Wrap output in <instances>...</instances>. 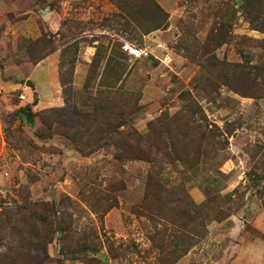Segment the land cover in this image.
<instances>
[{
    "label": "rangeland",
    "instance_id": "374dc122",
    "mask_svg": "<svg viewBox=\"0 0 264 264\" xmlns=\"http://www.w3.org/2000/svg\"><path fill=\"white\" fill-rule=\"evenodd\" d=\"M240 3L0 0V264H264L263 34Z\"/></svg>",
    "mask_w": 264,
    "mask_h": 264
},
{
    "label": "trees",
    "instance_id": "16d2710c",
    "mask_svg": "<svg viewBox=\"0 0 264 264\" xmlns=\"http://www.w3.org/2000/svg\"><path fill=\"white\" fill-rule=\"evenodd\" d=\"M240 6L243 9V11L245 12L244 17L247 19V22L252 27V29L257 31V32H259V33H261V34H263V39L261 41V47L264 49V0H241ZM36 44L38 45V47L40 49V55H38V57H36V59H34L33 62H34L35 65L37 63H39L41 60H43L46 55L49 54L48 53L49 51H45V52H43V51H44V48H46L47 45L53 44V41H52V39L49 41L45 37V35H42L41 37H39L38 39H36L34 41V45H36ZM63 53L67 54V57L68 56L70 57L69 64H75V61H77L78 47L71 46V45L69 46L68 45L67 51H63ZM256 69H257V73L258 74H263V75H261V78L264 81V68L256 67ZM61 82L63 84H65L64 80H61ZM75 112H76V114L74 115V119H76V120H74V122L76 123L78 119H82L84 117L78 111H75ZM49 120L52 123L54 122V118H50ZM117 121H118V119H114V123H115L114 126H113L114 130L115 129L117 130V128L121 127V125H117ZM45 124L48 125L49 121H45ZM108 126H111V125L108 124ZM187 126L190 127L189 122H188ZM47 127H50V126H47ZM107 131L109 132V130H107ZM118 134L120 135L121 133H118ZM131 136L132 135L130 133H127L126 136H125V140L130 138ZM139 140H140V138L138 139V142H139ZM123 149L124 148H122V150ZM127 151L128 150H123V155L124 156H126ZM138 153L140 155H137L138 156V157H136L137 159H141V160H144V161H150V159H149V151L143 152V150H140V151H138ZM131 158H133V157H131ZM31 221H33V219H31ZM42 221H44V219ZM45 222H46V219H45ZM6 223L10 224L11 221L8 220ZM35 226H36L35 223L34 224L32 223L31 228H35ZM44 250H45V248L43 247V249L41 251L43 252ZM2 261L5 263V260H2Z\"/></svg>",
    "mask_w": 264,
    "mask_h": 264
},
{
    "label": "crops",
    "instance_id": "0c3cea01",
    "mask_svg": "<svg viewBox=\"0 0 264 264\" xmlns=\"http://www.w3.org/2000/svg\"><path fill=\"white\" fill-rule=\"evenodd\" d=\"M87 47H88V50H86L85 47L83 48V51H82V49L80 50V51H82L83 55L86 56L85 59H87V58H92V56L94 55V52L96 51V47H95V48H94V47H90V46H87ZM49 58H50V55H49L48 58H44V59L41 60L39 63H37L36 66L34 67V69L38 68V67L41 66V65H44V64H45L44 62H46V60H49ZM85 59H84V60H85ZM86 63H88V62L86 61ZM80 65H81V64H80Z\"/></svg>",
    "mask_w": 264,
    "mask_h": 264
},
{
    "label": "water",
    "instance_id": "95a60500",
    "mask_svg": "<svg viewBox=\"0 0 264 264\" xmlns=\"http://www.w3.org/2000/svg\"><path fill=\"white\" fill-rule=\"evenodd\" d=\"M26 85L29 86L32 90H34V88H35L33 83L31 81H29V80L26 81Z\"/></svg>",
    "mask_w": 264,
    "mask_h": 264
},
{
    "label": "bare ground",
    "instance_id": "6f19581e",
    "mask_svg": "<svg viewBox=\"0 0 264 264\" xmlns=\"http://www.w3.org/2000/svg\"><path fill=\"white\" fill-rule=\"evenodd\" d=\"M131 52H132L134 55H137V56L140 55V53H139L138 51H133V50H131Z\"/></svg>",
    "mask_w": 264,
    "mask_h": 264
}]
</instances>
